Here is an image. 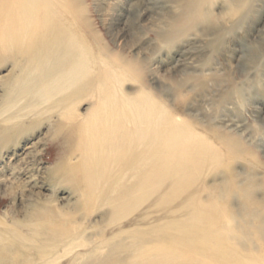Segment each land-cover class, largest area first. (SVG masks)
<instances>
[{
	"label": "rangeland",
	"instance_id": "rangeland-1",
	"mask_svg": "<svg viewBox=\"0 0 264 264\" xmlns=\"http://www.w3.org/2000/svg\"><path fill=\"white\" fill-rule=\"evenodd\" d=\"M208 1H38V12H50L58 16V22L66 24L74 38L81 40L87 49L92 51L96 59L94 66L104 67L105 62V65L111 66L112 69H118L119 82L112 84L113 94L115 92L121 99L125 98V102L141 103L143 107L144 103L152 102L157 109L166 111L173 120L170 124L172 127L176 126L175 128L181 130L183 136L191 133L196 139L203 138L206 147L203 145L200 171L197 179L191 183L193 187L189 191L174 198L169 197V194L163 195L168 190L166 183L160 187V191H155V195L151 196L150 192L147 199H144L140 192L135 196L137 201L143 203L130 213L128 210L132 206L129 202L135 197L133 192H130L131 187L137 185L139 179H133L131 184L132 179L126 177L124 183L122 179L121 183L117 184V190L114 184L107 183L105 179L109 174L104 172L97 160L98 153L96 159H83L79 148L85 146L84 138L79 139L75 130L58 128L62 120L59 115L61 107L52 105L53 99L41 104L38 102L37 107L25 106L31 97L21 96L17 94L16 88H9L12 82V74L9 73L13 60L0 55L1 243L13 239V235L29 236L28 231L33 227L43 229L53 224L59 238L64 236L61 233L64 230L70 238L87 243L89 253L86 258H78L79 260L72 264L213 263L212 257L208 256L211 259L209 260L205 258V254L189 253L182 246L180 248V245L174 246L168 235L145 234L131 238L126 234L125 240V233L122 232L145 228L142 226L147 224L149 227L154 224L151 228L155 224L166 228L167 222L172 219H184V214L189 208H197L200 205L207 210L203 213L214 216V223L209 217L210 220H204L207 223L204 222V226L212 223L224 224L229 212L243 213L240 204L245 200L238 194H225L224 201L213 202L209 200V194L225 191L234 177L243 183L248 172L253 174L257 182L264 179V0H252L250 5L244 8L238 6L237 0H215L216 4L214 0ZM225 3L227 4L222 7ZM13 72L16 74L18 70L13 69ZM10 100H15V103L9 104ZM121 101L119 99L116 102L117 107L126 117L129 111L126 106L120 104ZM89 104L90 101L83 100L77 104L76 111L85 114L88 110L84 109L88 108ZM121 123L131 125L127 123L126 118ZM228 142H235L234 147L240 148V153L235 154L227 148L225 143ZM188 148L194 155L196 148L193 142ZM179 152H171V155L179 157ZM210 157L213 159H209ZM159 165L160 161L154 159L151 168H157ZM124 184L127 187L122 186ZM159 186L157 184L155 188L158 189ZM115 190L120 194L115 193ZM261 190H254L255 195L251 203L261 212L255 216L264 221V192ZM117 199L119 200L116 201ZM229 204L232 207H229ZM180 205L189 208L177 214L166 213L169 208ZM214 210H217L216 213ZM118 211H122V214L115 216L114 213ZM144 212L150 216V223L143 218ZM248 219L253 221V218ZM31 223L32 226H27ZM240 224L238 219L236 225ZM237 229L243 231L242 227H236L235 230ZM114 238L115 241L120 238L121 242L117 244ZM247 239H242L240 246L236 247L238 253L240 251L239 255L242 253V256L247 258H264V242L258 241L256 233L250 234ZM110 241H113L112 244ZM251 241H255L253 244L258 248L255 252L249 247ZM225 261L221 263L218 260L216 264H234L229 258ZM59 264H66V258Z\"/></svg>",
	"mask_w": 264,
	"mask_h": 264
},
{
	"label": "bare ground",
	"instance_id": "bare-ground-1",
	"mask_svg": "<svg viewBox=\"0 0 264 264\" xmlns=\"http://www.w3.org/2000/svg\"><path fill=\"white\" fill-rule=\"evenodd\" d=\"M38 1L39 0L0 1V55H2L3 58H10L13 60L12 70L9 73L12 74L10 77L12 82L10 83L9 88H16L18 90L17 94H20L21 96L31 97L30 101L27 102L25 106L37 107L38 102L41 104L53 99L54 102H52V105H59L61 107L59 115L62 120L59 123L58 128L60 129V127H63L75 130L79 139L84 138L85 146H81L79 148L81 156L83 159L92 160L93 157L96 159V155L98 153L97 160L102 165L104 172L106 171L108 172L107 174H109L105 180L107 183L110 182L111 184H114L115 186H113L116 190L118 188L117 184L119 185V182L121 183L122 179L124 183V179L127 177L132 179V182L130 181L131 184L134 182L133 179H139V183L138 181H135L137 185L132 186L130 192H133L132 194H134V196L141 192V195L144 199H147L148 196H150V192L151 196L155 195V191H160V187L166 183H168V190L165 193L163 192V195L169 194V197L174 198L177 196H182V194H185L187 191H189V189L193 187L191 183L197 179L196 177L200 171L199 164L204 153L203 145L206 147L205 140L203 138L196 139L191 135V133L188 136H183L181 134V130L175 128L176 126L172 127L170 125L173 120L168 116L166 111H164V109H157L156 105L152 102L144 103L145 106L143 107V104L141 103L132 104L131 102H125L123 101L125 98L121 99L119 96H117V94H115V92L113 94L111 86L112 84H117L119 82L118 69L116 67L112 69L111 66L105 65V62H103L104 67L94 66L96 59L92 55V51L90 52L81 40L74 38L73 34H71L72 32L69 31V28L66 24H61L58 22V16L50 12H38ZM251 1L252 0H237L236 2H238V6L244 8L245 6H249ZM233 3H235V1ZM214 4H216V1ZM226 4L227 3L222 4V7H224L223 5ZM200 8L202 7L200 6ZM224 10L227 12L225 8ZM11 12L14 13L12 14ZM237 12L239 13V10H237ZM212 27L214 26L212 25ZM97 57L101 58L102 56ZM13 69H17L18 73L15 74ZM118 97L120 100H122L120 104L128 108L129 114L126 117L124 116V112L117 107L116 102L119 100L117 99ZM83 100L90 101V104L88 108L86 107L87 109H84L88 110V112L85 114H80L76 111V106ZM8 103L14 104L15 100H10ZM124 118H126L128 124H131L130 126L121 123ZM195 133H197V131ZM192 142L194 143V148H196L194 149V155L188 150V145L190 146V143ZM234 143L228 142L225 143V146L230 148L233 153L238 154L240 153V148L237 146L234 147L236 145H234ZM177 150L180 151L179 157L172 156L171 152ZM207 150L209 151L208 147ZM207 155L208 154H206L205 157H207ZM213 157H210L209 159H213ZM154 159L160 161V165L157 168H151V163L154 161ZM111 170L113 171L112 174L110 173ZM151 174L153 179H151ZM163 174H167L168 176H164ZM237 178L239 179V177ZM258 180L260 179L258 178ZM157 184L160 185L158 189L155 188ZM263 184L264 179L261 180V182H257V179L255 180L253 174L248 172L243 183L241 180L238 181L236 177H234L228 184L229 186L226 187L227 189L225 191L220 193L211 192L209 194V200L213 202L224 201L223 199L225 194L226 196L238 194L244 198L245 201L241 202L240 204V210L243 211V213L240 214L236 213L235 211V213L231 214L229 212V214L227 212L228 219L227 222L225 220L226 223L224 224H213L214 222L212 220H214V216L212 215V218V216L210 217V215L208 216L207 214L203 213V211L206 210V208L204 209L203 205H200L197 208H189L186 205H180L171 209L169 208V210L166 209V213L171 212L173 214H177L179 211L189 208L187 212H185L186 210L184 211L185 217L183 216V221L181 219H172L171 221L167 222L166 228L156 224L151 228V225L154 224H150V227L147 224L142 226L145 228L124 230L122 231L125 233H123V237L126 234L131 238L137 236L141 237V235L145 234L149 236L168 235L171 237L172 242H174V246L175 244L180 245V248L182 246L189 253L192 252L205 254V256H207L205 258H208L209 256V258L212 257V259L216 260L217 262L220 260L221 263L222 261L225 263V260H228L229 258V260H232L234 264H264V258H258L256 256L255 258H247L242 256V253L240 256V251L238 253L236 249V247L240 246L239 242L242 239L248 240L247 238H249L250 234L253 233H256L258 241L264 242V221L259 220V217L255 216L260 212L258 211L260 209H255L254 204L251 203V199H253V196L255 195V189L259 188L262 189V192H264ZM122 186L127 187L125 184ZM116 190L114 191L115 193H117ZM117 194H120L119 191ZM141 195H139V197ZM130 197L132 196L130 195ZM123 198L125 197H122V199ZM118 200L119 199L116 201ZM231 201H234V199H231ZM142 203L137 201V196L133 197L129 202V205L132 207H130L128 212L130 211V213H132V211L135 210L134 208L139 207L140 204L142 205ZM117 204L119 203L117 202ZM195 204L196 203H194V205ZM210 204L213 203H209V205ZM217 207L219 208L218 204ZM229 207L232 206L229 204ZM136 211L139 210L136 209ZM215 211L217 210H214V212ZM121 212L122 211L115 212L114 215L116 216ZM263 216L262 218H264ZM149 217L150 216L148 213H145L143 218L148 220L150 223ZM209 217L213 223L206 225L207 223L204 220L209 219ZM249 217L253 218L252 222L250 219H248ZM219 218L221 219V217ZM219 218L218 220H220ZM127 219L129 220V217ZM238 219L241 222L240 225H236ZM204 222L206 223L205 225L207 227L204 226ZM27 226H32V223L29 225L27 224ZM93 226H95V224ZM90 227L91 226H89V228ZM236 227H242L243 231H238V229L236 231ZM167 230H169V232H167ZM93 232L94 231H92V233ZM28 233L29 236L13 235V239L3 241L5 244L0 242V264H59V262L62 259L64 260V258H66V264H72V262L75 263V261L79 260L78 258L84 256L86 258V254L89 253L86 241L79 242L75 240L76 238H70L69 234L66 231L64 232V230L61 232L62 236H64L59 238L56 230L53 228V224L51 227H45L43 229L33 227L28 231ZM113 236L115 237V234ZM168 236L167 238L169 239ZM251 236L253 237V235ZM77 238L79 237L77 236ZM120 238L118 241H115L114 238V241L119 243L121 242ZM125 238L126 237H124V239ZM131 238L130 240H132ZM154 240L152 241L154 242ZM253 242L255 241H251V245L249 247L251 250H253L252 252H255L254 250H257L258 248L253 244ZM137 247L139 246L137 245ZM189 253H187V255ZM174 255L176 256L175 253ZM182 256L183 254L181 257ZM213 260V263L211 264H216V261Z\"/></svg>",
	"mask_w": 264,
	"mask_h": 264
}]
</instances>
